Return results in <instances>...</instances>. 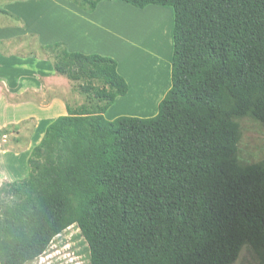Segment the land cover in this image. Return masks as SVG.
Here are the masks:
<instances>
[{
	"label": "trees",
	"instance_id": "trees-1",
	"mask_svg": "<svg viewBox=\"0 0 264 264\" xmlns=\"http://www.w3.org/2000/svg\"><path fill=\"white\" fill-rule=\"evenodd\" d=\"M121 1L174 8L171 87L155 115L110 120L129 90L117 60L46 46L88 102L0 189V264L35 260L74 224L91 264H233L247 244L264 264V160L242 162L237 120L264 123V0Z\"/></svg>",
	"mask_w": 264,
	"mask_h": 264
},
{
	"label": "rangeland",
	"instance_id": "rangeland-1",
	"mask_svg": "<svg viewBox=\"0 0 264 264\" xmlns=\"http://www.w3.org/2000/svg\"><path fill=\"white\" fill-rule=\"evenodd\" d=\"M8 5L14 6L13 11H11L15 14L21 12L25 15L28 20L26 23L29 22L28 25L33 26V29L37 27L42 30L45 39H55L56 41L65 38L68 29L70 27L75 28V24L80 22L73 14V9L78 8L87 11V8L80 5L78 0H0V11L9 10ZM156 6L153 8L147 6L148 9L146 10L138 8L137 11L118 9L115 6L110 8L115 13L114 16L111 14L109 17L114 20V27L117 32L120 31L122 37L118 57L124 63L127 62L126 65H129H127V70L132 72L137 85L126 101L123 96L118 97L122 99L117 105L109 108L108 116L114 115L115 112H121L119 115L130 114L148 117L158 112L159 108H156V104L160 92L155 90L157 84L152 83L151 85L150 83L148 88L147 82V84H140L139 82H141L142 74L144 76L148 74L152 79L161 75L159 79L167 80L168 78V82H171L175 13L172 6ZM96 16L100 17L101 15L99 13ZM1 17L3 19L8 18L6 15H1ZM93 18L95 19V16ZM89 29L94 32L92 26ZM96 37L92 36L91 39H96ZM43 54L45 57H49L47 49L43 50ZM143 67H146L148 73L142 70ZM64 78L67 105L76 107L88 102L86 95L80 91V82L71 81L66 76ZM127 106L130 108L126 109ZM237 120L242 130V137L239 142V157L242 162L255 163L264 160V123L251 116L239 117ZM14 130L13 128L9 129L7 141H3L4 136L0 134V148H6L17 142V134L12 133ZM24 145L32 147L34 144H29L27 137ZM10 161L12 162V158L7 160L5 155H0V180L7 176V162ZM27 168L29 170V166ZM8 183L10 182L2 183L0 189ZM26 264H91L90 249L78 225L74 224L56 236L42 256ZM233 264H260V262L252 247L247 244Z\"/></svg>",
	"mask_w": 264,
	"mask_h": 264
},
{
	"label": "crops",
	"instance_id": "crops-1",
	"mask_svg": "<svg viewBox=\"0 0 264 264\" xmlns=\"http://www.w3.org/2000/svg\"><path fill=\"white\" fill-rule=\"evenodd\" d=\"M112 6L123 10H138V7L121 0H102L91 12L73 9V14L80 22L75 24V28L70 27L65 38L59 41L45 39L42 30L37 27L33 29V26L28 25L29 22L26 23L28 20L25 15L21 12L18 14L12 12L14 6L8 5L7 7L11 9H5V14L0 11V134L4 136L3 141H7L8 131L13 128L15 130L12 133L15 132L18 136L15 144L0 148V155H5L7 160L12 158V162H7V176L2 177L0 185L22 179L29 173L27 161L33 147L41 141L52 121L60 115L67 114L65 78L55 71L52 61L43 54L47 45L62 42L69 51L99 53L115 58L119 73L125 77L129 85L128 93L123 98L126 101L131 96L137 83L132 72L127 70L129 66L126 65L127 62L124 63L118 57L122 37L120 31L117 32L114 27V20L109 17L115 13L110 10ZM148 6L157 7L155 4ZM143 9L146 10L148 7ZM99 13L101 16H96ZM1 15H6L9 19H3ZM89 25L94 28V32L89 29L91 27ZM92 36L97 37L91 39ZM142 70L148 73L146 67ZM148 76L142 74L141 82H138L140 84L147 82L148 88L150 83L157 84L155 90L160 92V96L156 108H159L172 82H168V78L159 79L161 75L153 77L154 79L150 76L147 79ZM120 99H116V103L111 106L117 105ZM128 108L130 107L127 106L126 109ZM107 111L105 116L110 120L121 113L115 112L114 115L108 116ZM27 137L29 144H34L32 147L24 145Z\"/></svg>",
	"mask_w": 264,
	"mask_h": 264
}]
</instances>
